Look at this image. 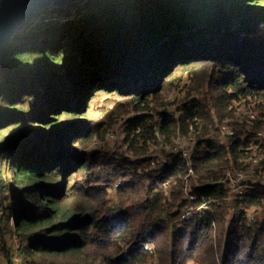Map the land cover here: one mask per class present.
<instances>
[{
  "label": "trees",
  "instance_id": "16d2710c",
  "mask_svg": "<svg viewBox=\"0 0 264 264\" xmlns=\"http://www.w3.org/2000/svg\"><path fill=\"white\" fill-rule=\"evenodd\" d=\"M41 11L0 47V200L10 199L19 264H264V185L229 214L218 181L261 146L202 139L236 103L264 110V0H77ZM93 89L115 95L89 104ZM175 91L184 97L167 101ZM124 116L130 154L93 150ZM233 128L264 130V119ZM194 130L190 191L212 202L179 223L188 165L155 148Z\"/></svg>",
  "mask_w": 264,
  "mask_h": 264
},
{
  "label": "built area",
  "instance_id": "2783aa9c",
  "mask_svg": "<svg viewBox=\"0 0 264 264\" xmlns=\"http://www.w3.org/2000/svg\"><path fill=\"white\" fill-rule=\"evenodd\" d=\"M1 1V0H0ZM173 106V105H172ZM171 114H178L180 110L176 111V108L169 110ZM176 112V113H174ZM237 117L235 118H225L221 123L217 124L215 128L211 129L202 139H207L209 141H214L218 144L227 146L230 144V140L234 135H238L241 138L250 136L251 139L259 143V146L264 147V131H251L244 133H237L233 128V122H241L243 117H247L249 120L264 119V112H258L257 110L247 109L245 106L241 105L237 109ZM200 130L191 131L187 135H176L171 143L165 142L160 139L159 146L170 148L169 151L180 154L184 158L188 165V172L185 178V184L183 189L184 203L181 207L179 218L186 219L190 217L202 218L203 212L205 210H210L212 199L209 196L200 195L197 196L190 191L189 175H193L194 171L190 166V155L197 143V135ZM204 146V142L200 145V149ZM257 147V145H254ZM127 148V145H125ZM259 153H250L244 157H240L239 163L242 166L238 168H232L227 170L224 177L219 179L227 188L226 204L229 212L231 214L235 209L241 206L240 199L251 193L258 188L262 187L264 174H263V162H264V150L258 151ZM156 163V160L152 159L151 163ZM170 181H164L162 187L165 189V194H168ZM230 214V213H229ZM245 215L250 222H256L262 216V211L259 207L252 206L245 210Z\"/></svg>",
  "mask_w": 264,
  "mask_h": 264
},
{
  "label": "rangeland",
  "instance_id": "374dc122",
  "mask_svg": "<svg viewBox=\"0 0 264 264\" xmlns=\"http://www.w3.org/2000/svg\"><path fill=\"white\" fill-rule=\"evenodd\" d=\"M177 37H179V35H177L171 39V41L168 45V48L174 44L173 42L175 41V39H177ZM186 79L187 78H185V80ZM113 95H115V94L112 92L107 94L104 91L93 89L90 92V94L88 95V97L86 98V100L90 104V103L99 101L105 97L107 98V97L113 96ZM174 95H176L177 100H181L182 97H184V92L175 91L169 98H167V101H172L174 99ZM191 95H192V97H197V98L200 97V94L198 92H195V91H192ZM201 98H202V96H201ZM244 103H245L244 101H242L241 103H236L237 106H236V111H235L234 115L232 117H227V118L237 117L236 116L238 113L237 109L241 105L245 106L247 109H250V110H257L258 112H261V111L264 112V110H261V109L250 108V107H253V104H250V106H248ZM171 107L173 109L176 108V104H174ZM132 114L130 113L128 116H130ZM125 118H126V116H124L123 118H119L116 122H114V124L105 133L103 139L93 141L92 149L96 150V151H104L109 156L114 155L116 153H119L123 156L126 154H130L127 152L128 146H127V148H125V145H127V144L124 141L125 136H126V132H124L125 126H126ZM245 120H249V119H247V117L244 116L241 122H239V121H234V122L243 123ZM213 128H215V127H213ZM244 132H247V131L244 130L242 133H244ZM154 147H152L151 149H154ZM261 148H262V146L260 148H254L256 150L254 153H259L257 150L261 149ZM155 149H157L160 154L161 153L166 154L169 152L168 150H170V148L162 147L159 145H157V147ZM261 150H264V147ZM261 150H259V151H261ZM150 167H151L150 169H155L158 166L156 165L155 161H154V164H152L151 160H150ZM167 192H168V194H170V189H168ZM5 194L9 195L10 192L7 190L5 192ZM3 197H5V196H3ZM110 199H111L110 202L114 201V194L110 195ZM9 203H10L9 198H6L4 200H0V264H9V263L19 264V263H21V258L19 257V255H20V243L14 236V230L15 229L12 226L13 220L10 219V217H9V214H10ZM178 216H176V219H177V221L179 220L178 222L180 223V221L184 220V219L180 220V218ZM186 219H188V218H186ZM148 247L150 249H152L154 247V244H152V243L148 244Z\"/></svg>",
  "mask_w": 264,
  "mask_h": 264
},
{
  "label": "water",
  "instance_id": "95a60500",
  "mask_svg": "<svg viewBox=\"0 0 264 264\" xmlns=\"http://www.w3.org/2000/svg\"><path fill=\"white\" fill-rule=\"evenodd\" d=\"M77 0H1L0 47L18 34V29L49 6H65Z\"/></svg>",
  "mask_w": 264,
  "mask_h": 264
},
{
  "label": "crops",
  "instance_id": "0c3cea01",
  "mask_svg": "<svg viewBox=\"0 0 264 264\" xmlns=\"http://www.w3.org/2000/svg\"><path fill=\"white\" fill-rule=\"evenodd\" d=\"M228 211H229V209H228ZM230 214H231V212H229Z\"/></svg>",
  "mask_w": 264,
  "mask_h": 264
},
{
  "label": "bare ground",
  "instance_id": "6f19581e",
  "mask_svg": "<svg viewBox=\"0 0 264 264\" xmlns=\"http://www.w3.org/2000/svg\"><path fill=\"white\" fill-rule=\"evenodd\" d=\"M42 12V11H41Z\"/></svg>",
  "mask_w": 264,
  "mask_h": 264
}]
</instances>
